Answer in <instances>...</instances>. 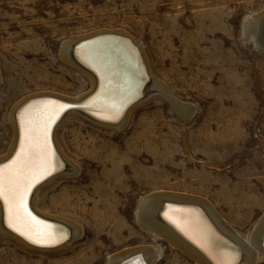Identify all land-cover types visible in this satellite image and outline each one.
<instances>
[{
  "label": "rangeland",
  "instance_id": "rangeland-1",
  "mask_svg": "<svg viewBox=\"0 0 264 264\" xmlns=\"http://www.w3.org/2000/svg\"><path fill=\"white\" fill-rule=\"evenodd\" d=\"M263 9L264 0H0V155L21 98L87 90L59 56L71 36L129 32L192 107L183 121L165 98L150 97L116 130L67 116L57 136L78 172L42 185L37 204L81 234L45 252L1 235L0 264H106L121 248L152 245L154 264H198L139 226V204L155 190L205 199L248 241L264 213V50L243 40L242 25Z\"/></svg>",
  "mask_w": 264,
  "mask_h": 264
},
{
  "label": "bare ground",
  "instance_id": "bare-ground-1",
  "mask_svg": "<svg viewBox=\"0 0 264 264\" xmlns=\"http://www.w3.org/2000/svg\"><path fill=\"white\" fill-rule=\"evenodd\" d=\"M262 17L264 9L246 15L242 25L243 40L251 41L260 50H264V45L258 41ZM132 36L120 29H102L69 37L61 46L60 59L87 80V90L75 97L52 91L32 93L11 107L8 119L11 142L5 154L0 155V170L4 176L3 197L0 198V236L3 235L25 249L41 252L57 251L65 247L71 238L80 236V225L63 217L47 214L37 204V194L42 185L59 175L69 174L72 177L78 172L77 166L63 150L57 136V130L67 116L116 130L123 127L134 109L150 97L156 96L165 98L183 121L191 117L192 107L175 97L165 81L156 76L147 52ZM84 39L87 41L80 42ZM142 74L145 76V82ZM96 80L99 83L96 92L78 105L85 112L69 110L52 126L62 105L43 96L78 101L93 91ZM146 81H149L146 87L147 96L136 100L139 99L137 93L141 96L142 88L143 96ZM33 96L40 98L22 104ZM132 102L134 103L131 104ZM29 129L33 130L31 143L27 139ZM50 130L52 143L67 169L49 178L51 173L61 169L58 165L60 160L49 142ZM39 146L46 147L47 156L52 162L50 174L43 169ZM31 191L29 211L26 208V200ZM33 214L60 224L53 225ZM136 218L148 236L153 239H165L171 247L198 264H256L264 261V213L254 222L247 237L248 241L241 239L209 202L193 194L152 191L141 200ZM62 225H66L70 233L65 234L66 229L64 230ZM45 234H51V239L42 243L34 242ZM69 236V241L62 243ZM53 244L58 245L52 246ZM157 257L158 251L153 245L149 248L128 246L109 255L106 264H154Z\"/></svg>",
  "mask_w": 264,
  "mask_h": 264
},
{
  "label": "water",
  "instance_id": "water-1",
  "mask_svg": "<svg viewBox=\"0 0 264 264\" xmlns=\"http://www.w3.org/2000/svg\"><path fill=\"white\" fill-rule=\"evenodd\" d=\"M98 35H102V34H98ZM98 35H95V36H98ZM103 35H114V34H107V33H103ZM116 36H118L117 34H115ZM95 36H93V37H95ZM88 40H89V38H87ZM87 39H84V40H82V41H80V42H83V41H87ZM91 39V38H90ZM258 41H259V43L260 44H262V45H264V17H262V19L260 20V25H259V35H258ZM143 75V74H142ZM143 77H144V82H145V76L143 75ZM147 80H148V78H147ZM146 84H147V81H146V83H145V86H146ZM98 85H99V83H98V80H96V83H95V86H94V89H93V91L91 92V93H89V94H87V95H85V96H83L80 100H78V101H70V100H66V99H63V98H59V97H54V96H43V97H45V98H47V99H52V100H56V101H58L59 103H61V105H62V107H61V109H60V111L58 112V114L56 115V117L54 118V121H53V124H52V126L58 121V119L60 120L61 119V117L64 115V113L65 112H67V111H69V110H76V111H80V112H85L84 111V109L83 108H81L80 106H78V105H81V103L82 102H84L85 100H87L93 93H95L96 92V90H97V87H98ZM145 88V87H144ZM37 96H39V95H37ZM37 96H33V97H30V98H27V100H25L22 104L24 105L25 103H27L28 101H31V99H35V98H40V97H37ZM144 96V95H143ZM142 94H141V96L139 97L138 96V93H137V97L139 98V99H141L142 97ZM136 100H138V99H136ZM134 102H136V101H134ZM134 102H132L131 104H133ZM130 104V105H131ZM48 138H49V142H50V145L54 148V151H55V154H56V156L59 158V162H60V164H58L59 165V167H61V169L59 170V171H56V172H53V173H51L50 174V176L49 177H51L52 175H55V174H57V173H60L61 171H63L65 168H66V166H65V164H64V162L62 161V159L60 158V156H59V154L57 153L58 151H56V149H55V147H54V145H53V143H52V138H51V130H50V132H49V134H48ZM15 152V150L13 151V153ZM12 153V154H13ZM11 157V155L9 156V158ZM8 160V159H7ZM6 160V161H7ZM5 162V161H4ZM48 177V176H47ZM47 177H46V179H47ZM38 185V184H37ZM36 186V185H35ZM34 188V187H33ZM33 191V190H32ZM32 191L29 193V195H28V198H27V200H26V208H27V210H29V211H31L30 210V208H29V199H30V195H31V193H32ZM174 204V203H173ZM31 213H33V212H31ZM33 215H35V217H37L38 219H40V220H43V221H46V222H48V223H51V224H53V225H58L59 226V224L60 223H58V222H56V221H53L52 219H49V218H44V217H41V216H38V215H36V214H33ZM210 225H212V224H210ZM66 226V225H65ZM65 226H61L64 230L66 229V231H65V234H67V233H70V231L68 232L67 231V228L65 227ZM219 233V232H218ZM221 236H223L221 233H219ZM70 235V234H69ZM71 236V235H70ZM70 236L68 237V238H66V239H64V241L62 242V243H64L65 241H67L69 238H70ZM223 237H225V236H223ZM226 238V237H225ZM227 239V238H226ZM229 240V239H228ZM58 244H53L52 246H57ZM235 245V244H234ZM235 264H237V263H235Z\"/></svg>",
  "mask_w": 264,
  "mask_h": 264
},
{
  "label": "snow or ice",
  "instance_id": "snow-or-ice-1",
  "mask_svg": "<svg viewBox=\"0 0 264 264\" xmlns=\"http://www.w3.org/2000/svg\"><path fill=\"white\" fill-rule=\"evenodd\" d=\"M32 131H33L32 129L28 130L29 135H28L27 139H28L29 143H31V141L33 139L32 135H31ZM46 132H47V127H45V129H44L45 137H46ZM44 145L46 146V139H45ZM45 146H39L40 149H41V153H42L41 163L43 165L44 171L46 173L50 174L49 170L52 168V162L47 156L46 147ZM3 187H4V176H3V171L0 170V198L3 197ZM29 238H31V237H29ZM47 239H51V234L42 235L40 238L35 239L34 242L42 243V242H45V240H47Z\"/></svg>",
  "mask_w": 264,
  "mask_h": 264
}]
</instances>
